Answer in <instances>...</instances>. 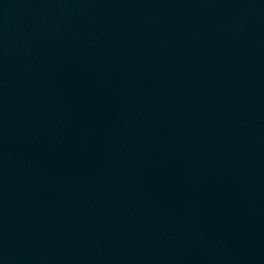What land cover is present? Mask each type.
Masks as SVG:
<instances>
[{"label": "water", "instance_id": "95a60500", "mask_svg": "<svg viewBox=\"0 0 264 264\" xmlns=\"http://www.w3.org/2000/svg\"><path fill=\"white\" fill-rule=\"evenodd\" d=\"M0 264H264V0H0Z\"/></svg>", "mask_w": 264, "mask_h": 264}]
</instances>
